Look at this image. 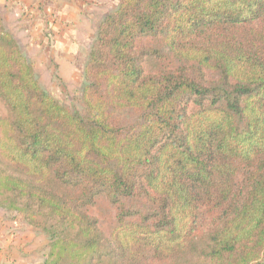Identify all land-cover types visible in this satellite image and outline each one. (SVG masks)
<instances>
[{"label":"trees","instance_id":"obj_1","mask_svg":"<svg viewBox=\"0 0 264 264\" xmlns=\"http://www.w3.org/2000/svg\"><path fill=\"white\" fill-rule=\"evenodd\" d=\"M83 76L71 110L0 16V209L43 264H264V0H118Z\"/></svg>","mask_w":264,"mask_h":264},{"label":"rangeland","instance_id":"obj_2","mask_svg":"<svg viewBox=\"0 0 264 264\" xmlns=\"http://www.w3.org/2000/svg\"><path fill=\"white\" fill-rule=\"evenodd\" d=\"M87 4V14L84 15L86 21L84 20L85 23L83 22L76 32L63 33L54 41L47 39L46 36L42 39V43L32 38L29 32L25 34L22 29L19 30L10 15L4 18L0 15L5 28L15 37L22 51L33 62L40 84L71 110L81 109L83 68L97 26L118 4V0H89ZM66 27L68 26L66 25L64 29ZM6 115V108L0 101V116ZM132 202L141 207L147 206L140 199H133ZM89 212L98 219L105 234L109 235L116 223L115 209L106 199L101 198L89 208ZM0 239L10 240L11 246L7 253L11 257L22 256L24 260L26 259V264H43L49 248L48 237L39 228L15 218L14 214L3 209H0Z\"/></svg>","mask_w":264,"mask_h":264},{"label":"crops","instance_id":"obj_3","mask_svg":"<svg viewBox=\"0 0 264 264\" xmlns=\"http://www.w3.org/2000/svg\"><path fill=\"white\" fill-rule=\"evenodd\" d=\"M88 2L89 0H0V15L3 18L10 15L18 29H22L25 34L29 32L38 43L46 36L54 41L63 33L76 32L85 23ZM66 25L68 27L64 29ZM10 243V240L0 239V264H26L27 261L22 256L11 257L7 253Z\"/></svg>","mask_w":264,"mask_h":264}]
</instances>
